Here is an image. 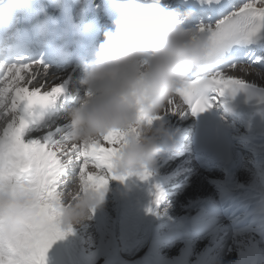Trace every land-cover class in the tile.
<instances>
[{
    "label": "snow or ice",
    "instance_id": "obj_1",
    "mask_svg": "<svg viewBox=\"0 0 264 264\" xmlns=\"http://www.w3.org/2000/svg\"><path fill=\"white\" fill-rule=\"evenodd\" d=\"M183 8L193 13L189 25L208 41L210 69L176 91L179 99L169 101L168 113L186 107L195 116L216 104L223 107L222 101L240 93L245 103L264 106V87L243 78L264 79V0H183ZM0 50L11 51L7 41H0ZM237 72L241 75L229 74ZM62 74L40 56L15 54L0 61V187L21 186L32 193L22 227L0 240V264H47L49 248L67 234L58 201L70 168L85 190L126 179L112 170L122 133L78 143L69 125H57L56 117L45 119L48 109H64L71 77ZM49 75L55 77L51 84Z\"/></svg>",
    "mask_w": 264,
    "mask_h": 264
},
{
    "label": "clouds",
    "instance_id": "obj_2",
    "mask_svg": "<svg viewBox=\"0 0 264 264\" xmlns=\"http://www.w3.org/2000/svg\"><path fill=\"white\" fill-rule=\"evenodd\" d=\"M192 15L190 10L167 11L157 3H151L146 18L135 22L117 13L114 23L104 26L94 54L82 61L77 79L83 93L69 106L66 124L78 143L102 141L110 132L123 134L112 162L116 176L151 178L160 141L171 140L159 117L168 113L178 89L210 69L208 41L189 25ZM223 110L232 114L234 107L226 103ZM145 173L148 178L141 179ZM254 185L264 211V173L255 176ZM103 195L102 189L85 190L76 177L58 201L65 230L90 221ZM31 198L25 187H0V240L22 227Z\"/></svg>",
    "mask_w": 264,
    "mask_h": 264
},
{
    "label": "bare ground",
    "instance_id": "obj_3",
    "mask_svg": "<svg viewBox=\"0 0 264 264\" xmlns=\"http://www.w3.org/2000/svg\"><path fill=\"white\" fill-rule=\"evenodd\" d=\"M229 74L241 75L239 72ZM78 77L77 75L71 79L69 91L73 92L75 97L80 98L83 86L78 83ZM243 78L257 86L264 87V79H259L256 75ZM47 79L51 84L55 77L49 75ZM218 106L221 107L220 104ZM258 106L261 114L257 120L252 118L239 120L244 128L243 138L251 140V150L256 159L254 168L251 167L253 170H248L242 156L231 149V160L234 162L233 171L228 172L226 167H222L225 166L223 164L219 165L224 170L219 176L199 174L197 170L196 175H199V178H196V182L189 183L193 185V188L188 190L189 192L173 200V203L170 202L172 204L163 202V204L167 203L169 210L158 222L150 218L152 205L159 203L156 200L154 173L147 181H141L136 177H130L123 182L117 180L114 191L118 193L119 207L126 210L124 215L130 214L129 224L127 226L120 224V230L119 228L118 230L121 234L127 235L125 247L129 248L130 253L139 254L146 248L148 239L152 245L150 250H155V252L164 248L162 246L170 249L175 245H180L176 250L175 264H264V211L259 207L260 197L254 190L255 176L258 173H264V106ZM159 122L165 127L189 124L185 108L178 110L175 115L171 113L162 115L159 117ZM232 126L236 129L235 124ZM38 135L34 134V136ZM160 159L163 158L158 155L155 168L158 167ZM188 160L190 161V159L185 161ZM204 160L214 161L210 157H204ZM190 162L194 163V167L197 166L198 169L211 170L198 165L197 161ZM174 172L175 170L170 172L171 175ZM236 186H243V190L236 189ZM236 190H239V195L245 194L251 198L252 206L249 210L231 195ZM103 203L102 200L95 211L104 217ZM117 204L116 202L115 206L111 202V207L118 208ZM124 220L127 221L126 218ZM229 223H233L236 228L230 229L227 226ZM121 227L127 229L126 234ZM139 237L146 239L144 243Z\"/></svg>",
    "mask_w": 264,
    "mask_h": 264
},
{
    "label": "rangeland",
    "instance_id": "obj_4",
    "mask_svg": "<svg viewBox=\"0 0 264 264\" xmlns=\"http://www.w3.org/2000/svg\"><path fill=\"white\" fill-rule=\"evenodd\" d=\"M74 90H76V88ZM65 119L60 122L59 125L62 126L64 123L66 124L67 121ZM59 120L60 118H58L57 122ZM181 123H183L182 120ZM241 128L243 129L242 134H238L237 136L238 138L240 137L242 142H247L248 140L243 138L244 128L242 126ZM237 151L242 156L247 169H251L252 166L254 168L256 159L253 153H250L249 151ZM185 159V155H172L165 160L164 158L159 160V162L162 160L163 162L158 164V167H156V170L154 171V175L156 179V195L159 194L161 200L159 199V203L157 205H152L151 207L150 218H153V221L158 222L163 215L168 212V202L173 203L177 200V198L182 197L185 193L189 192L188 190L193 188V185H191L192 182H196V178H199V175H196L197 170L199 171V174L207 173L209 175L216 174L218 176L224 172L223 169L215 165H209L208 168L211 169L209 171L198 169V167H194V163L185 161ZM173 170H175V172L171 175L170 172ZM76 177L77 174L75 169L70 168L67 172V183L64 186V191L71 187L72 182L76 179ZM70 181L71 183H68ZM116 182L117 180L115 181L110 179L106 186L102 189L104 193L102 197V200L104 201V208L102 212L105 213V216L103 217L100 216V214H97L95 208L91 212L92 219L90 221L80 226H74L70 228V231L66 230L67 234L62 239L55 240L49 248L47 253V264H175V258L177 257L176 250L180 247V245H175L170 249L162 246L164 248L155 252V250H150L152 245L150 240L148 241L147 239V244L149 245L146 244V248L139 254H132L130 253L129 248L125 247L127 235L121 234V231L119 232V225L122 224V226H127L129 224L128 220L130 214L124 215L126 214V210L119 207L118 193L116 190L114 191ZM246 184L247 183H244V185ZM157 188H161L158 194ZM233 188L235 189V186H233ZM237 188L243 190V186H236V189ZM164 201L167 203L163 204ZM111 202H113L115 206L117 202L118 208L113 206L111 207ZM125 218L127 221L124 220ZM121 229L125 230L124 234H126L127 229L123 227H121ZM98 233H102L103 235L101 234L99 237ZM98 237L99 239H97ZM139 238L143 240V243L146 240L144 237ZM160 250L163 251L161 252Z\"/></svg>",
    "mask_w": 264,
    "mask_h": 264
}]
</instances>
